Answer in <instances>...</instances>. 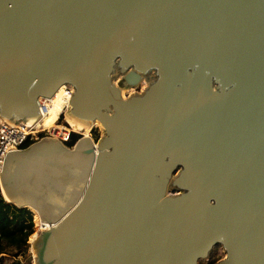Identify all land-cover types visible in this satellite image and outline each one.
<instances>
[{
    "label": "water",
    "instance_id": "1",
    "mask_svg": "<svg viewBox=\"0 0 264 264\" xmlns=\"http://www.w3.org/2000/svg\"><path fill=\"white\" fill-rule=\"evenodd\" d=\"M64 85L104 136L43 137L0 171L50 225L35 264H200L218 245L217 264H264V0H0V119L38 121Z\"/></svg>",
    "mask_w": 264,
    "mask_h": 264
},
{
    "label": "built area",
    "instance_id": "2",
    "mask_svg": "<svg viewBox=\"0 0 264 264\" xmlns=\"http://www.w3.org/2000/svg\"><path fill=\"white\" fill-rule=\"evenodd\" d=\"M73 93L74 87L72 85H64L61 88L59 95L60 109L52 125L45 123V117L50 114L53 107L50 98H47L44 102L40 99L42 116L36 122L9 123L3 120L0 121V171L9 152L27 147L43 137L57 138L72 147L77 142H73L75 133L80 135L79 138L90 135L91 130L86 134L85 130L76 129L66 118ZM71 143L73 145H70ZM41 230H43V227L39 226V231Z\"/></svg>",
    "mask_w": 264,
    "mask_h": 264
},
{
    "label": "trees",
    "instance_id": "3",
    "mask_svg": "<svg viewBox=\"0 0 264 264\" xmlns=\"http://www.w3.org/2000/svg\"><path fill=\"white\" fill-rule=\"evenodd\" d=\"M96 132V139H99ZM74 134L73 142L79 139ZM70 145H73L72 143ZM36 231L33 212L27 207H17L6 200L0 189V264H25L20 259L4 263V255L12 250L15 256L27 254L30 251V238Z\"/></svg>",
    "mask_w": 264,
    "mask_h": 264
},
{
    "label": "rangeland",
    "instance_id": "4",
    "mask_svg": "<svg viewBox=\"0 0 264 264\" xmlns=\"http://www.w3.org/2000/svg\"><path fill=\"white\" fill-rule=\"evenodd\" d=\"M121 81H122V76L120 74L114 77V82H116L117 84L121 83ZM149 83L150 81L146 79L142 82V84L138 88L124 89V93L126 94L127 97L137 92L142 93L145 89H147V87L149 86ZM89 131H90V136H92L97 142L99 139H101L104 136V130L99 123L92 124L90 126ZM96 132L99 133L100 135L98 140L96 139ZM85 133L88 134L89 132L85 131ZM33 214H34L35 226H36V231L34 234L36 235L37 232H40V231H39V224L36 221V213H33ZM34 234L30 238L31 247H30V251L27 254H21L19 256H15L12 250H9V252L4 255L5 257L4 263H10L14 259H20L25 264H35V260H34V249H35L34 237L35 235ZM225 257H226V251L224 247L222 245H218L212 251L210 258L208 260H201L200 264H217L221 259Z\"/></svg>",
    "mask_w": 264,
    "mask_h": 264
},
{
    "label": "bare ground",
    "instance_id": "5",
    "mask_svg": "<svg viewBox=\"0 0 264 264\" xmlns=\"http://www.w3.org/2000/svg\"><path fill=\"white\" fill-rule=\"evenodd\" d=\"M61 93V89H59V91L52 97L50 98L51 99V103L53 104V107L51 109V112L49 115H47L45 117V123L48 124V125H52L55 121V119L57 118V115L59 113V109H60V105H59V95ZM41 101H46L47 98L46 97H41L40 98ZM66 118L67 120L76 128V129H81V130H85L86 132L88 131L89 132V129H90V126L92 124H84V123H81V122H78L77 120L75 119H71L69 116L66 115ZM98 123V122H96ZM100 124V123H99ZM101 125V124H100ZM36 221L37 223L39 224V226L43 227V230H45L46 228H48L50 225L49 224H44L41 222L40 220V216L38 214V212H36ZM35 235V234H34ZM35 238V237H34ZM35 241V240H34ZM33 241V242H34Z\"/></svg>",
    "mask_w": 264,
    "mask_h": 264
}]
</instances>
